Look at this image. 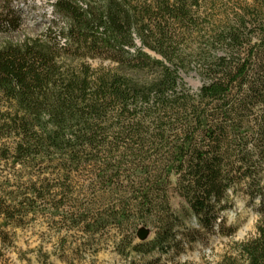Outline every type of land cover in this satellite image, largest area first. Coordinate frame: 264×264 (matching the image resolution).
Segmentation results:
<instances>
[{
	"label": "trees",
	"instance_id": "1",
	"mask_svg": "<svg viewBox=\"0 0 264 264\" xmlns=\"http://www.w3.org/2000/svg\"><path fill=\"white\" fill-rule=\"evenodd\" d=\"M51 7L62 29L0 48V264L8 228L68 202L71 229L121 230L120 254L191 264L178 259L186 246L236 233L230 195L247 198L255 232L214 264H264V0ZM189 70L196 92L178 74ZM139 229L153 238L133 244Z\"/></svg>",
	"mask_w": 264,
	"mask_h": 264
},
{
	"label": "rangeland",
	"instance_id": "2",
	"mask_svg": "<svg viewBox=\"0 0 264 264\" xmlns=\"http://www.w3.org/2000/svg\"><path fill=\"white\" fill-rule=\"evenodd\" d=\"M52 0H13L6 4L0 0V48L5 44L21 43L24 39L41 37L49 26L54 31L64 27V22L53 16ZM12 12V13H11ZM8 21L10 23H8ZM52 22L55 25H52ZM92 68L99 66L98 61L91 63ZM180 79L192 91L196 92L201 85L199 76L192 70L178 72ZM5 105L0 103V113ZM4 143L0 141V145ZM89 170V169H88ZM6 173H11L9 168ZM92 173L82 170L78 178L89 179ZM87 183H85V186ZM90 188H84L82 193L90 194ZM171 208L179 212L183 206L182 201L169 190ZM231 209L225 212L226 225L236 228V233L231 238L210 236L203 241H197L186 246L180 261L191 264H214L225 253H232L236 243L246 240L254 235L256 216L253 207L248 205L246 197L230 195ZM258 200L255 201L257 205ZM64 213L53 215L44 211L35 216L26 218L23 228H8L13 238V246L6 251L11 264H145L159 256L157 252L141 256L133 252L120 254L122 247L119 245L121 230L107 228L101 233L89 236L76 229H71L69 213L73 211V205L68 202ZM191 227H196L194 219H191ZM1 225V221H0ZM153 234L150 233L146 241H150ZM133 244L138 243L135 233ZM167 258L163 256L162 259Z\"/></svg>",
	"mask_w": 264,
	"mask_h": 264
},
{
	"label": "water",
	"instance_id": "3",
	"mask_svg": "<svg viewBox=\"0 0 264 264\" xmlns=\"http://www.w3.org/2000/svg\"><path fill=\"white\" fill-rule=\"evenodd\" d=\"M22 1H26V0H22ZM149 231L148 230H145V229H139L137 234H136V237H137V240L139 242H144L147 240L148 236H149Z\"/></svg>",
	"mask_w": 264,
	"mask_h": 264
}]
</instances>
